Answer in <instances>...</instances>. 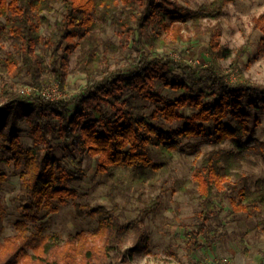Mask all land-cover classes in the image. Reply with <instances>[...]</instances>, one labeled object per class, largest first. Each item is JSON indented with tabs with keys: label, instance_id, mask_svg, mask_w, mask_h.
I'll return each mask as SVG.
<instances>
[{
	"label": "trees",
	"instance_id": "obj_1",
	"mask_svg": "<svg viewBox=\"0 0 264 264\" xmlns=\"http://www.w3.org/2000/svg\"><path fill=\"white\" fill-rule=\"evenodd\" d=\"M228 1L204 3L196 12L216 18ZM56 3L64 8L62 18L55 21L49 37L42 42L41 25L51 27L43 13L54 10ZM181 9L184 6L178 0H0V48L4 41L12 46L5 57L0 56V74L17 72L24 82L38 87L54 79L65 88L71 72L83 73L88 79L85 90L75 98L53 101L22 95L11 82L3 83L0 163H15L21 169V189L16 199L22 202L28 217L37 219V211L51 202L62 204L79 197L76 189L66 185L79 177L62 167L61 159L55 155L56 140L63 144V159L79 171L84 156H90L98 161L97 174L106 179H116L115 171L119 167H131L135 175L143 178L149 170L160 167L151 157L152 144L162 153L172 154L182 150L181 138L203 136L207 124L212 123L215 142L231 140L235 148L207 152L189 182L197 192L199 209L186 241L188 255H193L202 246V239L209 237L211 220L218 212L216 197L226 183L236 194L231 197L234 211L261 216L264 222V180H258L252 188L243 172L246 163L254 164L258 158L264 161V140L257 137L252 126V111L264 109V83L243 77L231 80V71L239 67L238 59L247 50L244 47L237 49L227 72L218 59L228 58L233 51L222 48L215 40L210 45L212 61L206 65L176 61L159 52L173 41L170 33L177 41L183 40L182 25L176 22L182 18ZM255 21L262 31L257 44L258 54H262L264 13ZM109 24L119 30L120 44L104 39ZM192 26L196 34L214 32L211 27L202 30L198 18ZM130 42L137 52L136 63L127 70L112 69V57ZM76 49L77 65L71 69ZM172 68L192 76L203 72L204 88L194 93L185 81L171 82ZM157 80L185 94L176 99L163 96L156 91ZM126 92L160 105L152 114L155 119L159 114L168 120L182 118L178 109L186 106L194 107L197 112L188 117L183 129L166 131L131 110L123 101ZM73 104L77 106L75 111L71 108ZM22 121L29 126L32 146L25 147L21 142ZM231 177L236 183L230 182ZM4 178L0 174V181ZM117 186L118 179L112 183L111 191ZM156 205L157 202H151L145 213L153 211ZM76 212L79 216L86 213L97 218L96 234L105 240L102 246L84 243V254L79 259L73 252L72 240L59 250L58 244L51 241L53 234H45L42 227L29 234L26 223L21 221L17 234L0 240V264H26L23 260L31 257L28 248L41 259L47 253L56 255L57 264H122L120 260L108 261L110 248H119L129 227L118 208L103 204L91 207L78 202ZM5 216L6 208L0 202V237L5 229ZM136 222L134 227L139 232ZM146 240L142 239L145 245Z\"/></svg>",
	"mask_w": 264,
	"mask_h": 264
},
{
	"label": "rangeland",
	"instance_id": "obj_2",
	"mask_svg": "<svg viewBox=\"0 0 264 264\" xmlns=\"http://www.w3.org/2000/svg\"><path fill=\"white\" fill-rule=\"evenodd\" d=\"M178 1L184 6V9L180 10L182 18L176 21L182 25L183 40L177 41L170 33L173 41L168 46L160 48L159 52L168 54L176 61L185 60L193 64L206 65L212 61L210 45L211 41L215 40L222 48L233 51L228 58L218 59L227 72L236 57L237 49L244 47L247 50L238 59L239 67L231 71V80L243 77L264 83V53L258 54L257 50L262 31L256 26L255 21L256 17L264 13V0H229L216 18L202 16L196 12L200 5L214 0ZM63 11L62 4L56 3L54 10L43 13L49 19L51 27L41 25L42 42L49 37L55 21L62 18ZM195 18L200 20L202 30L207 31L211 27L214 32L196 34L192 26ZM103 37L116 44L122 41L119 30L113 24L107 26ZM10 50H12L11 44L4 41L0 48V56L5 57ZM77 56L78 49L72 55L71 69H75L77 65ZM136 57L137 52L130 42L127 48L114 54L111 59V68L123 70L132 68L136 63ZM204 75L202 72L192 76L186 71L172 68L169 79L171 82H187L196 93L204 88L202 79ZM6 81L11 82L14 89L22 95L40 96L38 92L32 90L38 86L24 82L17 72L0 74V105L5 101L2 87ZM87 84L88 79L85 74L71 72L65 88H62L54 79L43 83L41 87H48L46 89H49L55 98L47 100L53 101L75 98L85 90ZM156 91L171 99L185 94L181 90L164 84L161 80L156 82ZM123 101L135 113L143 114L149 122L160 125L166 131L183 129L188 122V117L197 112L194 107L186 106L178 109L183 115L182 118L168 120L159 114V118L155 119L152 118V114L160 107L157 103L145 100L131 92L124 94ZM71 108L73 111L77 110L74 104ZM252 113H254L252 126L257 137L264 140V109L253 110ZM20 129L23 146H32L33 140L28 124L22 121ZM215 135L214 125L207 124L205 135L181 138L182 150L174 151L172 154L162 153L155 143L152 144L151 157L160 164V167L149 170L143 178L135 175L131 167L117 168L115 172L118 186L113 192L111 186L116 179H106L97 174L96 158L84 156L81 171H79L63 159V144L61 140H56L55 155L61 159L62 167L72 172L73 176L79 177L67 181L66 185L76 189L79 197L69 199L62 204L51 202L37 211V219L28 217L27 211L21 205L22 202L16 199L21 189V169L15 163H0V174L6 176L0 181V202L6 208L5 229L0 240L17 234L20 231L18 223L24 221L29 234L36 232L40 227L44 228L45 234H53L54 240L51 241L58 244L59 250L72 240L73 252L77 253L80 259L84 254L82 248L84 243L102 246L105 240L96 234L99 225L97 218L86 213L84 216H79L76 212V203L89 204L91 207L103 204L108 208L116 206L122 215L123 222L129 224L119 248L109 250L108 261L111 263L120 260L122 264H264L262 217L234 211L231 197L236 194L227 183L224 190L216 197L218 212L211 220L212 230L209 237L202 239V246L193 255H188L186 241L199 209L197 192L193 184L189 182L193 179L195 170L200 166L207 152L215 148L228 150L235 148L231 140L216 143ZM255 160L254 164L246 163L243 167V172L248 175L252 188L256 186L258 180H264V161L262 158ZM230 182L236 183V179L231 177ZM153 201L157 202L156 207L146 214V209ZM136 221L140 226L139 232L134 227ZM145 238L146 245L142 242ZM27 251L31 257L23 260L27 261L26 264H57L54 260L56 255L52 253H47L45 258L41 259L31 248ZM172 251L176 254L174 255ZM56 258L59 259V256Z\"/></svg>",
	"mask_w": 264,
	"mask_h": 264
},
{
	"label": "built area",
	"instance_id": "obj_3",
	"mask_svg": "<svg viewBox=\"0 0 264 264\" xmlns=\"http://www.w3.org/2000/svg\"><path fill=\"white\" fill-rule=\"evenodd\" d=\"M48 88V87H46ZM46 88H43V87H38V88H33L32 90L38 92L37 94L42 96L43 98H46V99H52V98H55L49 91V89H46ZM44 89V90H43ZM43 90V91H41ZM35 94V93H34ZM62 96V95H61Z\"/></svg>",
	"mask_w": 264,
	"mask_h": 264
}]
</instances>
